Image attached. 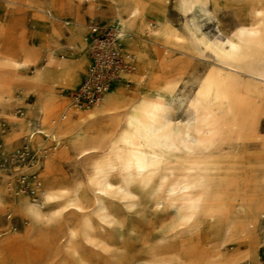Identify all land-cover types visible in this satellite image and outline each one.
Masks as SVG:
<instances>
[{"label": "rangeland", "instance_id": "1", "mask_svg": "<svg viewBox=\"0 0 264 264\" xmlns=\"http://www.w3.org/2000/svg\"><path fill=\"white\" fill-rule=\"evenodd\" d=\"M133 1L141 6L142 29L135 47L126 35L123 42L137 64L158 61L146 66L169 79L160 108L169 147L160 172L128 195H102L100 206L88 179L93 158L84 160L87 170L78 159L86 136L73 139L80 124L61 119L69 116L70 94L86 66L79 83L64 78L86 51L90 25L107 19L104 29L121 27L117 2L0 0V264H252L244 247L255 248L264 264V93L245 88L253 70H264V35L253 38L242 56L224 48L229 38L239 40L241 27L264 29V0ZM173 40L185 48L172 47ZM135 71L123 76L129 85L122 82L119 92L135 93ZM216 76L242 100L223 120L226 137H239L204 148L199 138L215 130L208 118L216 107L202 101L199 90ZM155 96L147 88L139 99ZM21 111L29 119L24 128ZM30 123L41 129L30 141L38 159L26 146ZM119 125L117 115L97 131L82 130L94 129L106 144ZM46 187L52 195L44 198ZM75 195L82 209L70 205ZM34 196L43 199L40 219L24 210Z\"/></svg>", "mask_w": 264, "mask_h": 264}, {"label": "bare ground", "instance_id": "2", "mask_svg": "<svg viewBox=\"0 0 264 264\" xmlns=\"http://www.w3.org/2000/svg\"><path fill=\"white\" fill-rule=\"evenodd\" d=\"M116 2L120 8V13H118L117 16H119L121 19V27L116 26L118 27L119 43L123 50L133 55L132 69L124 72L121 78L116 81V85L118 83L117 87H119L122 84L121 80L123 79V76L125 75L126 77L127 75H130L132 71L136 70L133 74L134 80L136 82L140 81L148 84L149 89L155 92L156 96L155 98L150 99V101H146L145 99H139V95L141 93L135 89V93L130 96L119 92L117 87L116 89L111 88L112 90L109 89L106 91L102 97L103 99H101L100 102L97 103L91 110L89 109V111H86L88 109H85L84 106L76 104L72 101L73 105L72 103L69 105V116H62L61 119L68 117V122H78V124L81 126V133H74L72 136L73 139L79 138L81 135L86 136L84 139L86 146H84L78 153V159L81 169L87 170L84 160L93 158V162L90 165L91 174L89 175L88 179L92 184L95 185L94 201L100 206H102V195L109 194L113 190H118L128 195L133 192V185L145 183L152 175L160 172L164 159L163 153L169 147L170 140V133L168 132L167 124L166 122L162 123L161 120L160 109L165 93L167 90H170V84L166 83V81L169 79H167L168 77L163 75L160 71H152V69L148 68L146 64L142 65L141 67L135 65L136 60L134 53L127 49L123 44V36L126 35V44L132 47V37L138 35L140 32L138 15L141 6L137 5L133 0H116ZM91 27L92 25H90V28ZM149 31L151 30H146V32ZM87 41L88 44L86 49L88 54L90 46L89 35ZM183 45L176 40H173L172 42V46L185 48ZM250 47H252V45H247V43L241 42L237 45H230L227 51L229 53L237 52L239 56H242L245 50ZM87 54L85 51L81 57L73 61L71 69L68 70L67 76L64 78L66 82H70L72 84L79 83L81 70L84 71L83 67L88 63L85 70V72H87L88 66L91 64V59L89 56L88 62ZM257 74L262 75L264 78V74L258 72ZM221 79V77L217 76L214 78H207L199 90L200 99L204 102H207L210 106H216L220 110L228 113L233 108V106L240 105L242 100L238 95H236L234 91L230 89L228 84L223 83ZM248 79L249 78L246 79L247 83L245 82V88L248 91L264 93V91L262 92L264 89V81H257L252 78V81H248ZM125 83L129 85L127 81H125ZM224 105L226 106L225 108ZM26 106L28 109H30L32 105L27 104ZM74 113H78L79 117L75 118ZM24 114L25 112L21 111L19 115L22 116L18 123L21 128H24L23 124L28 123L29 120L27 117H24ZM117 115L120 116V125L118 131L115 132L111 138H109L106 144L104 140L96 139L97 135L96 133H93L95 132L94 129L97 131V127L105 124L108 121H111ZM79 119L81 120L78 121ZM44 121L45 123H50L48 118H46ZM51 122L52 127L57 126L54 123L57 122V120H53ZM176 123H179V121ZM84 126H91L94 127V129L91 133L86 131L84 132L82 130ZM27 129H31V133L27 137L26 146L30 151L33 152L35 157L36 154L30 146V141L35 133H41L38 132L41 129L32 123L28 124ZM221 132L223 134L226 132L225 127L221 129ZM211 136L212 135L209 133L200 136L198 145L204 148L217 145L218 137L208 140L207 138H210ZM56 144H58V142H56ZM56 144L53 145L54 148H57ZM52 149L53 148L51 147V151ZM48 151L49 150L44 152V157H48ZM29 153L30 152L28 151L23 153L22 160L27 162L31 158L29 157L31 156ZM36 158L38 159L37 156ZM57 159L58 157L49 160L48 166H52V164L56 162ZM29 175L32 176L33 181L37 178V174L35 172L28 174V176ZM115 175H122V181H114L113 177ZM43 192L45 194L44 198L52 195L47 187L45 190H43ZM76 195L69 200L70 205L82 209V206L79 203L80 197ZM42 205L43 199L34 196L31 204L25 205L24 210H26V212H28L33 218L40 219L43 215L41 209ZM244 248L245 252L250 253L252 256V264H260L256 254H254L255 248Z\"/></svg>", "mask_w": 264, "mask_h": 264}, {"label": "built area", "instance_id": "3", "mask_svg": "<svg viewBox=\"0 0 264 264\" xmlns=\"http://www.w3.org/2000/svg\"><path fill=\"white\" fill-rule=\"evenodd\" d=\"M91 30V64L77 89L70 94L71 100L82 106L99 103L104 93L114 86L124 72L133 67V55L123 50L119 43L118 27L100 31V27L95 25Z\"/></svg>", "mask_w": 264, "mask_h": 264}, {"label": "crops", "instance_id": "4", "mask_svg": "<svg viewBox=\"0 0 264 264\" xmlns=\"http://www.w3.org/2000/svg\"><path fill=\"white\" fill-rule=\"evenodd\" d=\"M124 1H130V0H124ZM135 1H137V0H135ZM188 0H181V2H182V4H185L186 2H187ZM116 3V2H115ZM117 4V3H116ZM117 7H118V13H120V8H119V5L117 4ZM134 9H135V6H134ZM117 13V14H118ZM117 20L119 21V23L121 22V19L119 18V16H117ZM92 20V19H91ZM90 21V20H89ZM88 21V22H89ZM107 19L106 20H103V21H100L99 23H98V26L100 27V31H103L104 30V28H106L107 27ZM138 21H139V27H140V30L142 29V25H141V22H140V19H138ZM65 25L66 26H68V25H70V21L69 20H66L65 21ZM114 26V25H113ZM138 34H140V32L138 33ZM88 33H87V36H86V38H85V46H86V48H87V44H88V41H87V38H88ZM237 35H238V37H239V40L238 41H235V40H233V39H231V38H229L228 39V44H227V46H224V48L225 49H228V47L230 46V45H232V44H234V45H237V44H240L241 42H245V43H247V45H253V43H252V40H253V38H255V37H257V36H262V35H264V29H262V28H258V27H252V26H247V27H241V29L239 30V32L237 33ZM168 41H172L171 39H169V38H167L166 36H165V38L163 39V41H162V43L163 44H167L168 45ZM177 41V40H176ZM131 42H132V47H135V36H133L132 37V39H131ZM177 42H179V43H182V42H180V41H177ZM123 44H124V42H123ZM126 47V46H125ZM173 47V46H172ZM175 47H179V46H175ZM227 47V48H226ZM127 48V47H126ZM180 48V47H179ZM128 49V48H127ZM86 54H87V49H86ZM88 56H89V50H88V54H87V58H88ZM236 55H234V56H231V57H235ZM89 58H90V56H89ZM89 58H88V62H89ZM91 59V58H90ZM262 59H263V62H264V58L262 57ZM159 60V59H158ZM146 63H148V62H141V64L139 65V64H137V62H136V65H139L140 67L142 66V65H145ZM158 63V61L156 62V63H148L149 65H150V67L152 68L153 66H155L156 64ZM88 64V63H87ZM86 67H87V65H85ZM90 66V65H89ZM89 66H88V69H89ZM85 70H86V68H85ZM88 71V70H87ZM254 72V73H253ZM257 72L258 73H261V74H264V70H261V71H255V70H253L252 71V74H253V79L254 80H257V81H264V78H263V76L262 75H259V74H257ZM86 73L87 72H83V74H82V78H81V81L83 80V78L85 77V75H86ZM124 78H126V79H128L127 77H124ZM129 80H131V79H129ZM128 80V81H129ZM81 81H80V83H81ZM121 82H123V87L124 86H126L127 84L125 83V80H121ZM79 83V84H80ZM137 83V85L135 86V88H136V90L138 91V92H143V90L144 89H147V88H149V86H148V84H146V83H144V82H136ZM78 84V85H79ZM116 85V82L114 83V86ZM118 85V84H117ZM117 85L114 87V88H116L117 87ZM113 87H112V89H113ZM122 87V88H123ZM111 89V90H112ZM73 91V90H72ZM251 92H254V93H259V92H256V91H251ZM132 94V93H131ZM239 96V95H238ZM240 98V97H239ZM103 99V98H102ZM241 99V98H240ZM224 104V103H223ZM222 104V105H223ZM216 107V106H215ZM226 106L224 105V108H225ZM227 113L226 112H224V111H222V110H220L218 107H216V108H214V110L211 112V114H209V123L210 124H212L213 126H212V128H215V130L214 131H211V132H209V134H211L212 136V138L210 137H208L207 139L209 140V139H215V138H217L218 137V135H219V137L217 138V144H220V143H223V142H228V143H232L233 141H235V139H237L238 137H239V135L237 136V137H235V138H227L226 137V133H222L221 132V129L224 127V117H225V115H226ZM212 122V123H211Z\"/></svg>", "mask_w": 264, "mask_h": 264}]
</instances>
